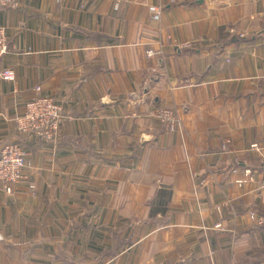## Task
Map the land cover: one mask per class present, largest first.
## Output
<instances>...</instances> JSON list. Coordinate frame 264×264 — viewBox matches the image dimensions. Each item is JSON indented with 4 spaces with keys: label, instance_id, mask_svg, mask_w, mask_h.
Segmentation results:
<instances>
[{
    "label": "crops",
    "instance_id": "obj_1",
    "mask_svg": "<svg viewBox=\"0 0 264 264\" xmlns=\"http://www.w3.org/2000/svg\"><path fill=\"white\" fill-rule=\"evenodd\" d=\"M0 27V149L26 154L0 264H264V0H19ZM36 88L54 141L17 130Z\"/></svg>",
    "mask_w": 264,
    "mask_h": 264
},
{
    "label": "built area",
    "instance_id": "obj_2",
    "mask_svg": "<svg viewBox=\"0 0 264 264\" xmlns=\"http://www.w3.org/2000/svg\"><path fill=\"white\" fill-rule=\"evenodd\" d=\"M19 0H0L1 6L17 7ZM184 48L191 45L185 43ZM8 53V37L5 29L0 27V62ZM150 51L147 57L153 58ZM0 78L5 82L15 80L11 70L0 71ZM36 98L25 104L23 113L17 117V130L20 133L34 135L38 139L54 141L57 139L60 123L63 119V108L54 99L42 95L40 88L35 89ZM153 119L165 126L168 132H175L181 128V120L174 109L159 107L152 115ZM252 150L262 152L264 147L253 145ZM264 164V160H263ZM26 154L16 143H8L0 149V184L7 194L25 180ZM250 219L256 223L257 215L253 211ZM256 221V222H255ZM259 224H262L259 221Z\"/></svg>",
    "mask_w": 264,
    "mask_h": 264
}]
</instances>
